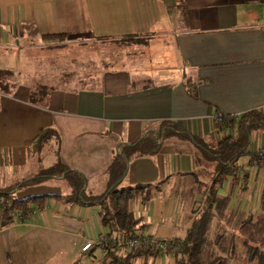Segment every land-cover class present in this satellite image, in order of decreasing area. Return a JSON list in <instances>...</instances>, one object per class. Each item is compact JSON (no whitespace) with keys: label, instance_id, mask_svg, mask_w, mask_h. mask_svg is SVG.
I'll list each match as a JSON object with an SVG mask.
<instances>
[{"label":"crops","instance_id":"0c3cea01","mask_svg":"<svg viewBox=\"0 0 264 264\" xmlns=\"http://www.w3.org/2000/svg\"><path fill=\"white\" fill-rule=\"evenodd\" d=\"M60 33L68 41L43 38ZM126 38L130 53L101 63L97 74L93 65L80 83L59 75L54 59L33 69V55H60L66 48L73 54L71 46H109ZM140 52L148 63L142 65L135 55ZM124 56L131 60L124 63ZM0 71L9 72L0 75V189L18 184V199L68 193L62 184L59 190L62 178L21 186L59 159L85 176L88 194L99 195L107 188L105 170L117 146L140 140L162 122H175L214 148L239 130L235 123L220 128L216 113L264 114V0H0ZM38 83L55 89L32 103L29 92ZM49 128L58 140L48 139L47 153L38 157L36 136ZM248 141L250 153L264 146V130L253 129ZM216 174L217 161L177 135L162 139L154 154L133 156L121 185L153 188L147 201L137 196L129 202L143 219L139 232L182 239L213 190L226 202L215 205L209 240L232 237L245 247V227L254 245L264 169L246 154L236 159L233 174L217 181ZM54 187L59 188L49 189ZM35 208L25 223L0 229V264H72L86 242L96 246L106 234L96 205L48 197ZM93 254L83 260L104 264L99 247ZM172 260L167 254L154 264Z\"/></svg>","mask_w":264,"mask_h":264},{"label":"trees","instance_id":"16d2710c","mask_svg":"<svg viewBox=\"0 0 264 264\" xmlns=\"http://www.w3.org/2000/svg\"><path fill=\"white\" fill-rule=\"evenodd\" d=\"M67 34H44L43 38L47 40H56L62 42ZM135 41H139L138 37ZM128 41L126 39L115 40ZM8 71H0V75L4 77ZM68 80L69 74H65ZM6 77V76H5ZM80 80V79H79ZM3 85V84H2ZM55 89L53 84L38 83L33 86L29 92V100L32 103H39L42 101L49 91ZM233 123L237 124L238 133L236 136L227 135L222 137L217 146L209 147L203 143L202 140L195 135L185 131L175 122H162L158 130H154L142 136L140 140L132 143H122L117 146L112 160L105 170L107 175V188L99 195L88 194L85 191L86 178L77 170H74L59 159L49 167L42 168L38 174L21 183V186L32 184L41 180L49 178H62L69 186L70 191L64 195H44V196H27L23 199L13 198L12 207L20 208L28 211L31 207H40L42 201L48 197H56L65 203L78 205H96L99 207L101 224L106 229L107 246L103 248L105 254L102 257L104 264H154L158 257V252L154 244H145L140 247H128L123 245L117 247L113 242L123 241L136 235L139 230L144 228L142 217H136L129 209V202L133 198L140 196L143 202L153 197V188L150 184H137L135 186H122V181L126 176L127 166L129 160L136 155L154 154L159 151L161 140L172 135H177L190 140L197 145L203 156L217 161V179H223V174H233L236 168V159L242 155H251V159L256 160L253 153L248 150L249 134L257 128L264 130V114L259 109H251L240 113L236 116L225 114L220 128L232 127ZM55 138L58 140V134L54 129L42 130L36 136L38 146L45 143L48 139ZM15 186L0 189V195L5 198L14 194L17 188ZM209 194L206 203L199 211L197 218L194 219L191 226L188 228L185 236L179 239L180 245L178 249L172 254V262L166 264H225L229 258L221 254H215L209 251L210 245L217 246L220 251H225L227 255L230 254V249L234 245L232 237L228 240L221 239L220 235L216 236L214 241H210L208 237L209 226L214 215L216 207L220 208L225 204L226 199H218L215 196V191ZM216 205V207H215ZM260 210L263 215L260 217V222L264 224V185L261 192ZM10 217H7L3 223L8 222ZM249 219L242 221L247 223ZM264 237L260 238L257 245L249 244L245 241L246 261L256 264H264ZM97 247L95 246L91 251L85 250L72 264H87L83 260V256L89 259L96 257L93 252ZM102 250V251H103ZM88 254V255H87Z\"/></svg>","mask_w":264,"mask_h":264},{"label":"rangeland","instance_id":"374dc122","mask_svg":"<svg viewBox=\"0 0 264 264\" xmlns=\"http://www.w3.org/2000/svg\"><path fill=\"white\" fill-rule=\"evenodd\" d=\"M135 39L136 38H131L130 40L135 41ZM66 40H67V38L65 37V38H63L62 41H66ZM125 43H126L125 41H117V42L115 41L113 44H110L109 46H105L104 44H97V47L95 46V48L86 47L87 49L82 48L79 50H77V48H80L83 46H79V47H75V48L73 46H71L70 52H72L73 50L75 51V53H73V54H70L67 51L68 48H66V51L64 50L62 53H60V55L56 54V52H57L56 50L54 52H49V53L44 52L46 54H43V55H41V54L33 55V60H34L33 69L36 70L37 67L35 66V63H37L38 61L42 62L43 66H45V64H47L49 60L51 61L54 59V60H56V62H54L55 63L54 68H55V70L56 69L58 70L59 75L61 72H68L69 71L68 72L69 76L73 77L76 83H80L79 79L84 78L83 80H85L87 78L86 77L87 73L93 68V65L96 69L95 73L97 74L100 71L99 67H100L101 63L104 64L106 62H109L111 60V58H119L121 61L122 55H125V53L131 52L125 46L126 45ZM46 44H47L46 42L43 43V45H46ZM36 45H37V47L43 46L37 42H36ZM138 49L142 50V47H139ZM65 52H68V53H65ZM128 55H131V54H128ZM135 55L137 56V58H139V60H141L143 62L142 65L148 63V61H145V58L148 57L146 54H142L140 52V54L137 53ZM71 58H72V62H68ZM73 59H75L76 61L74 62ZM130 60H131V58L127 59V61H126V57H125L124 63H127ZM91 64H92V66H91ZM54 68H53V70H54ZM49 147H50V145H47V143H42V145L38 146V148H37V151H36L37 156L38 157L44 156L47 153ZM202 156H203V154H202ZM58 182H62V183H58L60 186V188L58 187L60 191H61V184H62V186H65L68 190L70 189L68 184L64 180L58 181ZM58 188L54 187V188H49V189L51 191H56ZM253 220H255V223L257 224L256 225L257 230L255 229V235H254L255 241H253V244L257 245L255 243H257L260 240V238L264 237V225H262L260 222V216H257ZM243 228H245V227H243ZM243 228L241 230L242 235L243 236L245 235L243 241H245V240L247 241L248 236H246V233L243 231ZM215 233H216V230H215ZM211 238L213 239V237H211ZM210 249L215 254L219 253L223 256L229 257V255H227V253L225 251H220V249H218L217 246H213V244L210 245L209 251H210ZM230 254H231V256H233V258H229V260H227V262L225 264H256L255 261H253V262H247L246 261V256H247L246 255L247 254L246 248L243 247V243H240L238 241H236V245L234 243V245L231 247Z\"/></svg>","mask_w":264,"mask_h":264},{"label":"built area","instance_id":"2783aa9c","mask_svg":"<svg viewBox=\"0 0 264 264\" xmlns=\"http://www.w3.org/2000/svg\"><path fill=\"white\" fill-rule=\"evenodd\" d=\"M224 116L225 115L220 112L216 113L215 121L220 124ZM251 153L255 155L258 165L264 169V146L255 148ZM13 198V194L11 196H8L7 198H5L3 195H0V229H3L13 224L25 223L37 210L35 207H31V209L28 211L12 207L11 204ZM7 217H10V219L8 220V222L3 223ZM96 243V246L103 250V248L107 246L106 236H101ZM113 243L116 244L118 248L123 245H126L128 247H140L144 246L145 244H154L157 249L158 256H164L167 254L172 255L181 244L179 240L155 238L147 232H137L136 235L129 239ZM93 245L94 242L88 241L82 246V250H91L95 247ZM104 254L105 251L103 250L102 255Z\"/></svg>","mask_w":264,"mask_h":264}]
</instances>
